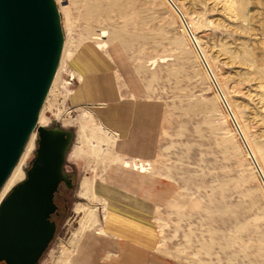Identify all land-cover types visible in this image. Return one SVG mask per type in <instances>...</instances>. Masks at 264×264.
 <instances>
[{
    "label": "rangeland",
    "instance_id": "rangeland-1",
    "mask_svg": "<svg viewBox=\"0 0 264 264\" xmlns=\"http://www.w3.org/2000/svg\"><path fill=\"white\" fill-rule=\"evenodd\" d=\"M173 1L264 171V0ZM56 2L66 43L40 118L74 132V178L39 264H264V186L171 6Z\"/></svg>",
    "mask_w": 264,
    "mask_h": 264
},
{
    "label": "water",
    "instance_id": "water-1",
    "mask_svg": "<svg viewBox=\"0 0 264 264\" xmlns=\"http://www.w3.org/2000/svg\"><path fill=\"white\" fill-rule=\"evenodd\" d=\"M177 14L263 186L264 177L220 91L183 14ZM65 43L56 0H0V190L31 136L37 148L25 179L0 203V263L39 264L53 239L54 197L61 184L73 188L66 171L74 132L38 125Z\"/></svg>",
    "mask_w": 264,
    "mask_h": 264
},
{
    "label": "bare ground",
    "instance_id": "bare-ground-1",
    "mask_svg": "<svg viewBox=\"0 0 264 264\" xmlns=\"http://www.w3.org/2000/svg\"><path fill=\"white\" fill-rule=\"evenodd\" d=\"M173 1V0H172ZM173 3H174V1H173ZM175 4V3H174ZM176 5V4H175ZM179 9V8H178ZM173 10V9H172ZM180 10V9H179ZM174 11V10H173ZM175 12V11H174ZM181 12V11H180ZM182 13V12H181ZM183 14V13H182ZM183 17H184V14H183ZM189 24V26H190V23H188ZM188 26V27H189ZM190 28H191V26H190ZM183 31L184 32H186V30L183 28ZM197 40V39H196ZM197 42H198V40H197ZM66 43V42H65ZM198 45H200L199 44V42H198ZM64 48H65V45H64ZM64 48H63V52H64ZM201 48V47H200ZM202 50V49H201ZM63 52H62V56H63ZM202 52V51H201ZM203 54V56H204V58H205V61L207 62V59H206V56H205V54H204V52L202 53ZM62 56H61V60H62ZM198 56V55H197ZM199 58V57H198ZM61 60H60V63H61ZM200 60V59H199ZM201 62V61H200ZM60 63H59V67H60ZM202 64V63H201ZM207 65H208V67H209V69H210V71H211V73L213 74V77H214V79H215V81L217 82V85H218V87H219V89H220V91L222 92V90H221V87H220V85H219V83H218V81H217V79H216V76H215V74L213 73V71H212V69H211V67H210V64L207 62ZM59 67H58V70H57V73H56V75H55V79H56V76H57V74H58V72L60 71V69H59ZM204 67V66H203ZM205 69V68H204ZM205 72H206V70H205ZM206 74H207V72H206ZM207 76H208V74H207ZM209 77V76H208ZM55 79H54V82H55ZM54 82H53V84H54ZM222 94H223V92H222ZM217 96L219 97V95L217 94ZM223 96H224V94H223ZM224 98H225V100H226V102H227V105L229 106V109H230V111L232 112V114H233V116H234V118H235V120H236V122H238L237 121V118L235 117V114L233 113V111H232V109H231V107H230V105H229V102L227 101V99H226V97L224 96ZM41 113H42V111H41ZM41 113H40V115H39V120H38V125L39 126H43V124H44V122H43V120H42V118H40V116H41ZM238 126H239V128L241 129V132L243 133V136L245 137V135H244V132H243V130H242V128H241V126H240V124H238ZM45 127V126H44ZM246 139V138H245ZM36 140H37V133L34 131L32 134H31V136H30V138H29V140H28V142H27V144H26V146H25V148H24V150H23V153H22V155H21V157L19 158V161L17 162V164H16V166H15V168L13 169V171L11 172V174L9 175V177L7 178V180H6V182H5V184L3 185V187L1 188V190H0V203L4 200V198L9 194V192L13 189V187L14 186H16L19 182H22L23 180H24V178H25V168L27 167V165H28V163H29V161L31 160V158L33 157V154H34V151H35V148H36ZM246 141H247V139H246ZM247 144H248V148H249V150H250V152L253 154V157H254V159H255V161H257V164L259 165V168L261 169V173H262V175H263V177H264V171L262 170V168H261V166H260V164H259V162H258V160H257V157H256V155H255V153H254V151H253V149H252V147L250 146V144L247 142ZM66 168V167H65ZM66 171H67V169H66ZM89 192H90V184H89V182L88 181H83L82 182V190H81V192L79 193V196H83V197H88V195H89ZM94 212V211H93ZM79 213V212H78ZM87 216H88V214L86 213L85 214V217H84V219L81 221V229H82V226H84L85 228H86V226H87V222H86V219H87ZM90 216V215H89ZM83 227V228H84ZM81 231V230H80ZM80 231H78V233L80 232ZM83 231H85V230H82L81 232H83ZM80 232V233H81ZM76 234V233H75ZM100 234V233H99ZM79 234H77V236H78ZM79 238V237H78ZM77 239L76 240H72V242H71V248H70V251H69V249L68 248H66L67 249V251L68 252H70V254H72L75 250H76V247H77ZM70 245V244H69ZM67 246V245H66ZM64 247V246H63ZM65 248V247H64ZM66 251V252H67ZM65 252V253H66ZM65 253H64V255H65ZM72 256V255H71Z\"/></svg>",
    "mask_w": 264,
    "mask_h": 264
},
{
    "label": "crops",
    "instance_id": "crops-1",
    "mask_svg": "<svg viewBox=\"0 0 264 264\" xmlns=\"http://www.w3.org/2000/svg\"><path fill=\"white\" fill-rule=\"evenodd\" d=\"M142 148V147H141ZM141 148L138 150V152L139 153H141ZM142 154V153H141ZM66 169H67V167H66ZM141 196V195H140ZM136 205H135V207H139V203H135ZM121 217H124V218H126L128 221L130 220V217L128 216V215H126V214H122L121 215ZM140 220V219H139ZM139 220H136L135 218H132L131 220H130V222L129 223H131L132 225H133V227H138L139 225H140V223H139ZM109 228V230H116L119 234H121V235H127L128 234V231H124L125 229H121V225H119V224H113V223H111V224H109V225H107V229ZM110 233H111V231H110ZM112 234H115V235H119V234H117V233H112ZM121 235H119L120 237H121ZM140 233H138L136 236H135V240L137 241V242H140ZM120 245V244H119ZM81 252H82V254L84 255H86V254H88V252H86V250H85V247H83V248H81ZM123 253V252H122ZM122 257V260H121V262H119V264H139V262H135L134 261V263L133 262H131L129 259H128V257H126V256H124V255H122L121 256Z\"/></svg>",
    "mask_w": 264,
    "mask_h": 264
},
{
    "label": "flooded vegetation",
    "instance_id": "flooded-vegetation-1",
    "mask_svg": "<svg viewBox=\"0 0 264 264\" xmlns=\"http://www.w3.org/2000/svg\"><path fill=\"white\" fill-rule=\"evenodd\" d=\"M53 215H54V214H53ZM53 215H52V216H53ZM51 218H52V217H51ZM39 261H40V260H39ZM0 264H4V263H0Z\"/></svg>",
    "mask_w": 264,
    "mask_h": 264
},
{
    "label": "trees",
    "instance_id": "trees-1",
    "mask_svg": "<svg viewBox=\"0 0 264 264\" xmlns=\"http://www.w3.org/2000/svg\"><path fill=\"white\" fill-rule=\"evenodd\" d=\"M56 195V194H55Z\"/></svg>",
    "mask_w": 264,
    "mask_h": 264
}]
</instances>
